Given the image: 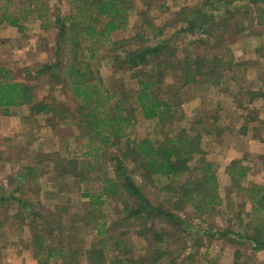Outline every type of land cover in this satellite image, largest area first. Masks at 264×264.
Returning a JSON list of instances; mask_svg holds the SVG:
<instances>
[{"label":"rangeland","instance_id":"374dc122","mask_svg":"<svg viewBox=\"0 0 264 264\" xmlns=\"http://www.w3.org/2000/svg\"><path fill=\"white\" fill-rule=\"evenodd\" d=\"M134 1L128 27L114 31L112 39L133 38L145 29L150 36L147 43L169 38L182 64L189 55L191 61L210 58V65L201 69L204 73L198 74L196 82L185 85L178 79L180 71L171 67L160 93L175 103L174 120L137 115L126 128L127 137L160 141L181 128L198 135L204 159L214 164L219 175L223 201L204 215L192 203L185 209L175 208L171 198L176 194L160 181L144 180L130 161V175L152 204L163 203L181 222L162 215L127 219L125 206H134L137 199L125 190L116 196L104 195L103 204L84 196L86 191L100 193L109 174L122 183L113 156L122 155L127 137L99 148L95 155L83 156L87 127L80 118V101L65 82L53 77V70L43 67L59 61L57 69L63 71L70 61H90L95 81L104 92L130 93L136 86L135 71L123 66L121 57L140 38L114 50L110 41L82 37L81 47L63 42L59 51L55 19L71 12V0H0V19L4 12L24 15L29 10L24 28L6 20L0 23V66L11 71L9 78L34 87V104L46 101L59 109L58 113H35L28 103L9 111L0 108V195L16 197L0 200V264H91L88 249L105 237H110L106 247L110 259L119 255L125 264H136L132 259L137 258L143 264H264V250L236 233L254 232L258 222L254 217H264V211H255L249 189L264 185V18L258 17L257 5L250 0ZM204 2L205 11L218 15L209 31L180 33L187 25L188 18H184L192 17L189 12ZM258 3L264 8V0ZM149 24L165 28V33L154 37ZM91 42L96 51L92 58ZM228 48L235 64L247 66L246 87L223 62L215 64L214 56L226 59ZM211 68L214 74L208 73ZM234 160L246 165L248 172L237 181L228 169ZM73 167L82 169L83 175H74ZM103 221H107L108 233L99 235L98 225ZM144 225L164 233L165 241L156 243L154 233L144 232ZM39 239L45 247L57 245L74 252L67 259L56 257L42 263L45 251L40 250ZM155 244L166 252L153 263Z\"/></svg>","mask_w":264,"mask_h":264},{"label":"trees","instance_id":"16d2710c","mask_svg":"<svg viewBox=\"0 0 264 264\" xmlns=\"http://www.w3.org/2000/svg\"><path fill=\"white\" fill-rule=\"evenodd\" d=\"M259 1L250 0L254 5H257L258 17L263 19L264 8L259 6ZM71 3L73 4L71 12L64 18L57 17L55 19V23L59 27V51L63 42L71 41L75 47H81L83 45L82 37L85 38V41L94 39L110 41L114 50L124 44L132 43L134 38H140L139 43L127 51L124 57H121L123 66L126 65L135 71L136 86L130 93H115L109 89L104 92L102 85L95 81L90 61H70L64 64L63 71L57 69L59 61H54L43 67L45 71L53 70V77L58 82H65L80 101V118L84 126L87 127L83 156L95 155L99 148L121 142L128 136L126 128L137 115L145 119L156 118L159 121L174 120L175 103L161 94L162 84L165 82L167 74L172 72L171 67L180 71L177 73L178 79L185 85L198 80V74L204 73L201 69L210 65V58L203 57L191 61L188 59L189 55H186L187 61L182 64L175 57L177 50L170 44L169 38L161 39L154 44L147 43L150 36L145 35V29L139 30L133 38L112 39L114 31L125 30L128 27L129 11L135 7L134 0H71ZM205 4L204 2L201 7H194L193 11L189 12L192 17L188 15L189 17L184 18H188L185 23L187 25L181 27L179 32L209 31V24L215 22L218 15L205 11L203 9ZM184 9L189 10L188 7H184ZM28 12L29 10H24V15L23 13L21 15L4 12L0 23L6 20L11 25L24 28L23 20L27 19ZM149 25L155 30L154 37L165 33V28ZM93 44L94 42H91L89 47V51H93L91 58L96 52ZM230 51L231 48H228L230 54L226 59L215 55V64L219 65L223 62L228 69L235 72L238 78L242 79V85L246 87L247 66L241 67V64H235L234 56ZM75 55L77 56V54ZM10 72L5 66H0V108L9 111V108L13 106H22L28 103L33 104L35 113H58L59 109L56 105L49 102L39 101L34 104V87L22 80L9 78ZM208 73L214 74L215 71L211 68ZM252 92L254 93V91ZM200 144V137L190 134L186 128H181L175 134L168 135L160 141H153L149 137L141 139L127 137L126 148L122 151V155L113 156L116 160V172L122 179V183L116 176L109 174L104 178V187L100 193L86 191L84 196L90 197L95 204H103L105 202V199L102 198L104 195L116 196L120 189L125 190L137 199L134 206L129 204L125 206V211L128 212L127 219L137 217L143 220L145 216L153 218L162 215L181 222V218L176 217L172 210L167 211L163 203L158 206L152 204L141 186L130 175V161L136 165V170L140 172L144 180L154 184L160 181L164 188L176 194L171 198L175 208L185 209L187 204L192 203L200 215L216 210L223 201L220 179L214 164L204 159ZM73 162L78 163L76 160ZM228 169L235 181L248 173L247 166L239 160H234ZM72 172L76 176L83 175L82 169L77 167H73ZM249 189L255 211L263 212L264 185H254ZM12 198L16 197L5 193L0 195L2 201H9ZM253 220H258L254 232L246 230L236 233L245 240L252 241L256 249L264 250V217L261 219L254 217ZM106 224L107 221H103L98 225L97 233L99 235L108 233V230L105 229ZM146 231L154 233L156 243L165 241L164 233L159 232L155 227L144 225V232ZM108 238L110 237L102 238L91 249H88V260L91 264H125L119 255L111 259L108 256L106 251ZM36 242L40 250L45 251L44 255L40 256L42 263H48L56 257L67 259L74 252V249L57 245L45 247L40 239ZM153 250L154 255L151 257L153 263L166 252V249L156 244ZM132 260L136 264L144 262L139 258ZM231 264L241 263L233 262Z\"/></svg>","mask_w":264,"mask_h":264}]
</instances>
